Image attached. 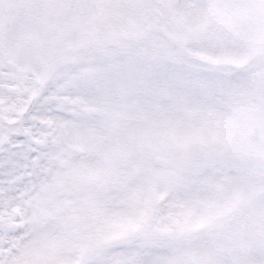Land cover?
<instances>
[{"label":"snow or ice","instance_id":"snow-or-ice-1","mask_svg":"<svg viewBox=\"0 0 264 264\" xmlns=\"http://www.w3.org/2000/svg\"><path fill=\"white\" fill-rule=\"evenodd\" d=\"M0 264H264V0H0Z\"/></svg>","mask_w":264,"mask_h":264}]
</instances>
